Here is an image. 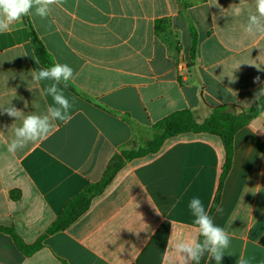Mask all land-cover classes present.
Segmentation results:
<instances>
[{
	"label": "crops",
	"instance_id": "0c3cea01",
	"mask_svg": "<svg viewBox=\"0 0 264 264\" xmlns=\"http://www.w3.org/2000/svg\"><path fill=\"white\" fill-rule=\"evenodd\" d=\"M185 2L64 0L46 18L33 10L0 33V108L44 115L53 104L42 95L49 82L37 85L30 75L45 67L35 63L28 22L54 64L73 69L77 92L64 88L75 97L69 123L54 121L46 139L15 153L7 145L22 121L0 110V227L28 245L43 236L24 254L0 232V264H176L168 241L199 239L193 198L231 238L221 264L241 255L264 264V110L234 134L211 213L225 150L216 135L188 132L125 161L84 213L46 234L67 201L153 123L181 109L199 121L214 106L247 110L264 95V35L243 30L255 0ZM199 264L216 261L206 252Z\"/></svg>",
	"mask_w": 264,
	"mask_h": 264
},
{
	"label": "clouds",
	"instance_id": "9594fccd",
	"mask_svg": "<svg viewBox=\"0 0 264 264\" xmlns=\"http://www.w3.org/2000/svg\"><path fill=\"white\" fill-rule=\"evenodd\" d=\"M63 3L64 0H0V33L9 31L12 25L21 21L22 17L31 14L33 10L35 15L46 18L52 6H61ZM235 11L238 13L239 8ZM243 30L248 35H264V0H255V12L248 15ZM34 60L36 64L40 63L38 58ZM30 75L37 85L42 81L49 82L43 88L42 95L51 96L53 104L48 106L44 115H25L22 110L11 104L0 108L2 114L22 121L20 126L15 127L14 138L7 145L9 153L25 148L30 142L46 139L56 126L54 121L67 124L73 119L71 110L75 104V97L69 99L64 94V88L68 87L69 81L75 79L73 69L67 64L55 63L49 68L31 70ZM189 207L195 217L194 223L198 226V236L203 237V240L179 236L174 241L170 239L168 244L171 245L176 264H199L206 252L209 260L214 259L216 264H221L225 250L230 246L229 234L214 223L199 198H193ZM217 211L220 209L217 208ZM237 264H248V262L241 255Z\"/></svg>",
	"mask_w": 264,
	"mask_h": 264
},
{
	"label": "trees",
	"instance_id": "16d2710c",
	"mask_svg": "<svg viewBox=\"0 0 264 264\" xmlns=\"http://www.w3.org/2000/svg\"><path fill=\"white\" fill-rule=\"evenodd\" d=\"M183 6L186 0H178ZM27 18V17H26ZM28 22V19H27ZM30 44L35 58H38L40 65L49 68L54 65L51 56L46 51L44 45L38 38L34 29L28 22ZM192 34V54L195 45L194 32ZM71 92L77 93L69 84L67 87ZM79 95V94H78ZM86 100L88 98L80 95ZM264 110V95L260 100L254 103L247 110L236 105H223L211 107L210 114L199 121L194 112L189 109L176 110L150 126L151 134L149 137L143 138L141 144L137 147L123 148L118 154H115L104 170L101 179L96 183L86 185L82 191L73 196L64 205L60 214L46 229V234L64 230L73 223L82 213L86 211L90 204V200L98 195L108 183L114 174L123 166L125 161L131 159L145 157L157 153L164 141L182 133H209L218 136L225 150V161L222 173L219 179L217 191L210 209V213L217 205L223 181L229 171L232 158V141L234 134L248 121L260 114ZM0 232L9 234L15 246L24 254H31L41 247L43 236L38 238L34 243L28 245L13 231L12 228L0 227ZM202 237H199L201 240Z\"/></svg>",
	"mask_w": 264,
	"mask_h": 264
},
{
	"label": "rangeland",
	"instance_id": "374dc122",
	"mask_svg": "<svg viewBox=\"0 0 264 264\" xmlns=\"http://www.w3.org/2000/svg\"><path fill=\"white\" fill-rule=\"evenodd\" d=\"M150 133H151V130H148V131L146 132V134L143 135L144 137H140V139H139L138 141H136V143L129 145L127 148H130V147H137L138 145L141 144V140H142L143 138H145V136H146V139H147V137L150 136ZM120 151H121V150H120Z\"/></svg>",
	"mask_w": 264,
	"mask_h": 264
}]
</instances>
